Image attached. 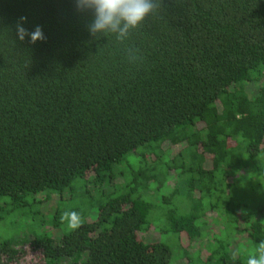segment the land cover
I'll return each mask as SVG.
<instances>
[{"label":"trees","instance_id":"trees-1","mask_svg":"<svg viewBox=\"0 0 264 264\" xmlns=\"http://www.w3.org/2000/svg\"><path fill=\"white\" fill-rule=\"evenodd\" d=\"M93 18L76 0H0V222L48 223L29 237L37 264H172L171 236L194 263L181 242L202 237L209 211L256 248L264 223L241 214L237 177L251 176L241 196L264 190V0H161L123 43L93 37ZM18 23L46 39L19 40ZM210 242L200 262L251 254ZM26 252L0 237V264Z\"/></svg>","mask_w":264,"mask_h":264},{"label":"rangeland","instance_id":"rangeland-1","mask_svg":"<svg viewBox=\"0 0 264 264\" xmlns=\"http://www.w3.org/2000/svg\"><path fill=\"white\" fill-rule=\"evenodd\" d=\"M175 151V149H173ZM136 163V162H135ZM157 170L160 171L161 164H157ZM207 166H210V161H207ZM247 169V168H246ZM246 169H242L240 171V176H236L238 181L240 182V187H238L240 194H238L239 201L242 203L241 207V214L242 215H248L252 218H258L261 222L264 223V190L259 189V186L256 187L255 193L252 191H245L244 194L241 196L242 190L247 185L248 181L250 180V175L248 173H243ZM234 180V178H233ZM115 181L122 184L124 182V178L122 176H119ZM119 184V185H120ZM174 187V181L165 183L163 186L160 187V191L155 193V197L153 198L154 202H159L162 200L164 195H170L172 189ZM156 188V187H155ZM105 191L111 192L113 191L114 187L110 185H106L104 187ZM66 197H68V193L65 194ZM261 196V197H260ZM52 200H54V205L52 202V205L49 207H46L44 210L46 218L48 222L52 220V216L54 214L56 204L58 199L57 195H52ZM186 197L184 193H180L176 196V200L183 199ZM58 207V206H57ZM72 204H68V208H71ZM167 207V206H166ZM261 208V209H260ZM258 209V211H257ZM5 214V212H4ZM152 215V213H151ZM33 217L29 215H23L21 213H12L11 215H6L4 219L0 222V237H6V236H12L16 239V245L19 248L25 249L27 252L24 254L23 258L21 259L20 263L18 264H37L40 258V253L33 250L31 248V244L29 243L30 234L42 232L46 225L39 226L38 222L32 219ZM206 221V225L203 228L202 237L197 238L194 240H188L183 239L181 244L182 248L187 247L186 249L189 250L191 257L194 258V263L190 264H212V261H209L208 263L200 262L198 258V254L202 257V259L206 258L211 250V242L214 239L217 240H226L231 243L230 251L232 250V246L238 247L240 249H243L245 254L252 253L255 248L249 244L248 239L244 240L241 239V237H237V229L235 228V225L232 224L231 229H228L227 224H225V221L222 219L221 214H219L217 211H209L206 213V216L204 217L203 221ZM44 227V228H43ZM46 229V228H45ZM58 235V233H56ZM147 238L151 241L158 240L159 236L155 232H153V235L147 236ZM170 240H163L167 242L170 245L171 252H172V264H189L188 260L184 255L177 253L179 241L178 239L174 237H169ZM238 250L237 248L235 249ZM181 251V249H180ZM180 255V256H178ZM178 256V257H177ZM171 264V263H170Z\"/></svg>","mask_w":264,"mask_h":264},{"label":"clouds","instance_id":"clouds-1","mask_svg":"<svg viewBox=\"0 0 264 264\" xmlns=\"http://www.w3.org/2000/svg\"><path fill=\"white\" fill-rule=\"evenodd\" d=\"M78 11H91L93 20L88 25L90 34L96 39L114 35L117 41L123 43L134 30L139 29L144 21L154 15L161 7V0H76ZM21 22L26 21V17L20 18ZM17 36L23 41L26 36L30 37V43L44 41V36L40 26H36L33 32H28L17 24ZM138 50L129 48V59L137 60ZM62 223H66L71 229H77L82 224L79 212L64 211L60 216ZM246 264H264V240L256 246L255 250L248 256Z\"/></svg>","mask_w":264,"mask_h":264}]
</instances>
